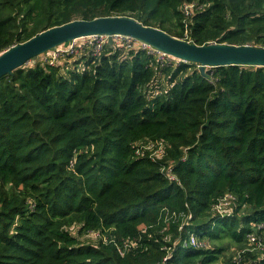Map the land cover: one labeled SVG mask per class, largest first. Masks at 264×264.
Here are the masks:
<instances>
[{
    "label": "trees",
    "instance_id": "1",
    "mask_svg": "<svg viewBox=\"0 0 264 264\" xmlns=\"http://www.w3.org/2000/svg\"><path fill=\"white\" fill-rule=\"evenodd\" d=\"M118 15L264 47V0H0V53ZM77 40L0 77V264H264V66Z\"/></svg>",
    "mask_w": 264,
    "mask_h": 264
},
{
    "label": "water",
    "instance_id": "2",
    "mask_svg": "<svg viewBox=\"0 0 264 264\" xmlns=\"http://www.w3.org/2000/svg\"><path fill=\"white\" fill-rule=\"evenodd\" d=\"M115 34L133 37L184 62L199 64L203 74H209L212 68L221 65L264 66L262 46L220 42L199 45L174 37L161 28L145 25L134 17L118 15L71 20L13 45L0 53V77L57 46H69L76 39L94 35H107L108 42L113 43Z\"/></svg>",
    "mask_w": 264,
    "mask_h": 264
},
{
    "label": "built area",
    "instance_id": "3",
    "mask_svg": "<svg viewBox=\"0 0 264 264\" xmlns=\"http://www.w3.org/2000/svg\"><path fill=\"white\" fill-rule=\"evenodd\" d=\"M188 7H191V5H186L185 10L188 9ZM188 11V10H187ZM186 11V12H187ZM189 12V11H188ZM84 41L87 43H93L96 46V51H99L102 48V45L106 42H108V36L107 35H94V36H88V37H83ZM77 40V39H76ZM76 40L72 42L69 46H64L60 45L54 48L53 53L50 55L51 61H53L54 58H56L59 55L65 54L66 52L72 53L76 50L75 45H76ZM113 40L120 46H132L135 45L134 42H137L135 38L126 36V35H120V34H115L113 35ZM139 46L149 53H156L158 55V58L161 59V61L169 60L171 59V56L167 53H164L162 51L157 50L153 46L140 41L138 42ZM50 51V52H51Z\"/></svg>",
    "mask_w": 264,
    "mask_h": 264
},
{
    "label": "rangeland",
    "instance_id": "4",
    "mask_svg": "<svg viewBox=\"0 0 264 264\" xmlns=\"http://www.w3.org/2000/svg\"><path fill=\"white\" fill-rule=\"evenodd\" d=\"M78 41H84L83 39H80V40H77V43H78ZM53 53V51H49V52H47L45 55H40V56H38L36 59H34V60H31L30 62H28L27 63V65H32L33 63H35L36 61H41L42 59L44 60V58L46 57V55L48 56L47 57V60L48 59H50V55ZM36 60V61H35ZM192 69H193V67H192ZM225 209H227V208H225ZM224 209V210H225ZM226 211V210H225ZM94 238L96 239L97 238V235H95L94 234ZM251 238L252 239H254V237L253 236H251ZM236 252H239L240 253V247H238V245H233L230 249H227L226 251H225V253H223V255L221 256V258L219 259L220 261H219V263H224L227 259H228V257H231V256H234V254L236 253ZM241 252H242V250H241Z\"/></svg>",
    "mask_w": 264,
    "mask_h": 264
},
{
    "label": "clouds",
    "instance_id": "5",
    "mask_svg": "<svg viewBox=\"0 0 264 264\" xmlns=\"http://www.w3.org/2000/svg\"><path fill=\"white\" fill-rule=\"evenodd\" d=\"M175 37V36H174ZM178 38V37H177ZM185 40V39H184ZM53 50V49H52ZM173 57V56H172ZM179 59V58H178ZM199 65V64H198Z\"/></svg>",
    "mask_w": 264,
    "mask_h": 264
}]
</instances>
